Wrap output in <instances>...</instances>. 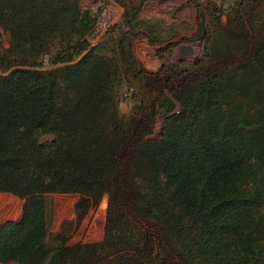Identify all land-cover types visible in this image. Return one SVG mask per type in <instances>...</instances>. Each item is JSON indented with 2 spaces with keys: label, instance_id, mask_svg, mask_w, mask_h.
<instances>
[{
  "label": "trees",
  "instance_id": "trees-1",
  "mask_svg": "<svg viewBox=\"0 0 264 264\" xmlns=\"http://www.w3.org/2000/svg\"><path fill=\"white\" fill-rule=\"evenodd\" d=\"M115 1L121 21L92 44L81 0H0V192L24 200L0 263L264 264V0H209L203 57L157 71L134 39L160 44L165 21ZM52 193L79 195L53 235ZM105 196L102 240L69 244Z\"/></svg>",
  "mask_w": 264,
  "mask_h": 264
},
{
  "label": "rangeland",
  "instance_id": "rangeland-1",
  "mask_svg": "<svg viewBox=\"0 0 264 264\" xmlns=\"http://www.w3.org/2000/svg\"><path fill=\"white\" fill-rule=\"evenodd\" d=\"M133 11L134 7L139 9L140 19H163L165 21V32L160 44H152L147 36L139 35L134 39V51L138 60L148 71H157L163 61L173 63L185 61L196 63L203 57L205 43L195 39L198 29V10L203 8L209 0H122ZM234 0H218V5L225 6ZM215 3V2H214ZM83 6L93 9L98 18L95 34L91 37V43L96 44L103 35V31L117 18L120 22L124 14L120 6L111 0H81ZM211 16L208 15V22ZM115 23V24H116ZM114 24V25H115ZM113 26V25H112ZM103 33V34H102ZM9 34L0 28V45L3 48L9 46ZM181 45H190L194 49L192 55L179 53ZM168 47L167 50H163ZM42 64H49L50 57L43 56L38 60ZM132 92V91H131ZM131 92L123 93L121 96V109L124 112L131 110L133 100L129 98ZM163 117H159L154 130V137L160 134ZM50 201L53 207V221L51 234L63 230L67 220L75 216V203L79 195L76 193H52ZM24 200L11 194L0 192V223L7 220H19L23 213ZM108 207V197L105 196L98 207L91 209L82 220L81 225L75 228L69 244L78 242H95L104 237V227ZM0 264H18L17 262H6Z\"/></svg>",
  "mask_w": 264,
  "mask_h": 264
},
{
  "label": "water",
  "instance_id": "water-1",
  "mask_svg": "<svg viewBox=\"0 0 264 264\" xmlns=\"http://www.w3.org/2000/svg\"><path fill=\"white\" fill-rule=\"evenodd\" d=\"M114 4H116V5H118V6H120L115 0H111ZM120 8L122 9V11H123V7L122 6H120ZM119 19V17H117L104 31H103V33H105L107 30H108V28L110 27V26H112V25H114L116 22H117V20ZM102 33V34H103ZM179 53L180 54H182V55H192L193 53H194V49H193V47L192 46H190V45H181L180 47H179Z\"/></svg>",
  "mask_w": 264,
  "mask_h": 264
}]
</instances>
